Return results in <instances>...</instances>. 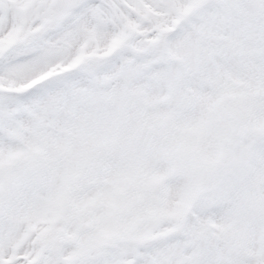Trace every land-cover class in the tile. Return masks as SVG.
Segmentation results:
<instances>
[{"label":"snow or ice","instance_id":"1","mask_svg":"<svg viewBox=\"0 0 264 264\" xmlns=\"http://www.w3.org/2000/svg\"><path fill=\"white\" fill-rule=\"evenodd\" d=\"M0 264H264V0H0Z\"/></svg>","mask_w":264,"mask_h":264}]
</instances>
